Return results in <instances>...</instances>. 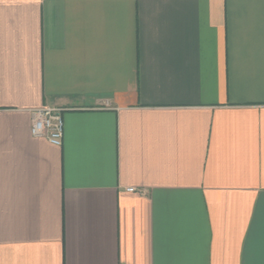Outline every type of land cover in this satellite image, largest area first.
<instances>
[{"label":"crops","instance_id":"0c3cea01","mask_svg":"<svg viewBox=\"0 0 264 264\" xmlns=\"http://www.w3.org/2000/svg\"><path fill=\"white\" fill-rule=\"evenodd\" d=\"M0 264H264V0H0Z\"/></svg>","mask_w":264,"mask_h":264},{"label":"built area","instance_id":"2783aa9c","mask_svg":"<svg viewBox=\"0 0 264 264\" xmlns=\"http://www.w3.org/2000/svg\"><path fill=\"white\" fill-rule=\"evenodd\" d=\"M62 107L43 106L32 109L31 134L46 138L53 145H62L64 136V119ZM129 187L128 191H135Z\"/></svg>","mask_w":264,"mask_h":264}]
</instances>
